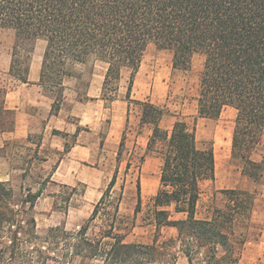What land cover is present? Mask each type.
I'll return each instance as SVG.
<instances>
[{
    "label": "trees",
    "instance_id": "trees-1",
    "mask_svg": "<svg viewBox=\"0 0 264 264\" xmlns=\"http://www.w3.org/2000/svg\"><path fill=\"white\" fill-rule=\"evenodd\" d=\"M0 29L14 35L8 76L18 84L28 83L32 53L40 40L45 47L38 85H63L72 66L94 58L106 65L102 99L110 88L109 99L113 101L122 72H129L125 99L128 106L134 103L140 107V125L151 127L145 154L160 162L159 187L152 199L153 220L157 228L173 227L177 231L174 239L161 244L176 245L188 264H234L236 250L229 234L235 217L250 213V195L221 191L227 196L223 209H213L209 217H197L201 185L215 179L212 145L198 142L194 126L183 120H176L169 131L163 130L159 123L164 109L148 100L132 101L130 93L150 44L172 53L174 70L187 71L191 58L201 55L196 115L217 119L226 108L235 111L231 156L242 160L244 171L256 180L261 175L256 173L264 167V161L257 163L250 158L264 138V0H0ZM0 93L4 104L7 89ZM61 102V95L53 99L51 116L57 115ZM3 104L0 132H10L14 121H3L2 117L12 111ZM123 141L122 136L117 157L121 156ZM64 150H68L66 145ZM117 175L115 168L89 218L75 237L67 234L64 244L70 245L73 255H85L102 264H151L156 242L147 246L126 243L124 235L114 233L121 195L113 204L110 193ZM136 191L139 206V182ZM41 194L40 190L28 191L22 203L32 210ZM12 199L11 187L0 182V237L11 233L6 249L14 254L20 239L18 232L10 231L17 222L10 207ZM112 204L113 211H106ZM171 206L182 218L171 219L167 210ZM100 214L103 227L90 238L89 226ZM28 220L30 232L25 234L34 238L35 220ZM64 232V228L55 227L48 237L60 238Z\"/></svg>",
    "mask_w": 264,
    "mask_h": 264
},
{
    "label": "rangeland",
    "instance_id": "rangeland-1",
    "mask_svg": "<svg viewBox=\"0 0 264 264\" xmlns=\"http://www.w3.org/2000/svg\"><path fill=\"white\" fill-rule=\"evenodd\" d=\"M14 35L10 30L0 29V90L11 89L15 85L8 76ZM45 43L37 41L32 57L41 60ZM203 57L194 55L191 58L190 68L187 71L172 68V53L168 50L158 49L150 44L141 59L139 69L135 75L130 99L132 101H145L162 107L164 114L160 127L169 131L176 120H183L189 126H194L195 136L200 143H210L213 147L215 160V179L201 185L202 194L197 205V217L210 216L213 209H223L227 196L221 191H242L252 199L251 211L248 215L235 217L233 227L229 234L231 243L235 247L234 264H264V167L256 173L260 176L254 180L244 171V163L231 156V136L234 127L235 111L231 108L224 109L217 119L198 118L196 115V98L199 88V74L202 69ZM106 65L94 58H89L81 64L71 67L70 75L63 78V85H39L41 92L49 99L44 102L52 103L57 96H62L60 110L55 115L54 122L61 133L57 134L65 140L64 145H74L75 139L66 131L77 126L78 132L87 131L91 134L81 139L77 144H94L92 157L76 165L68 171L80 174L82 182L70 186L60 184L46 186V180L52 172L61 153L52 155L49 163L40 162L43 155L38 156L32 147H20L13 144L11 151L22 152L14 161L15 166H21L25 172L20 186H9L13 192L10 207L16 214V225L10 231L18 232L17 250L12 254L8 238L11 233L0 237V264H102L101 261L72 254L70 245H66L68 235L75 237L79 227L85 223L108 185L115 168L118 169L116 184L110 193V201L118 204L117 217L114 222V233L124 235L126 243L137 245H152L156 242L155 259L151 264H188L181 250L176 245L165 246L162 242L174 239L177 231L173 227L157 228L153 220L152 199L159 187L160 162L153 155L145 154L148 136L151 133L149 125H140V107L134 103L129 106L125 99L126 86L129 72L124 70L119 84L116 86L115 103L109 99L110 88L105 91L102 99L101 91L94 93V86L102 85V73ZM38 85V82L36 83ZM91 85V95L88 98V86ZM2 93H0V107L2 106ZM88 99L91 102L87 104ZM45 103V104H46ZM4 106V105H3ZM126 107V108H125ZM34 108L31 107V110ZM126 109L127 120L122 126V132L113 141L104 144L108 135L110 120L114 116L124 115ZM13 112L4 115L2 120L14 121ZM94 122L89 127V123ZM65 135V136H64ZM124 137L121 156L117 157L120 140ZM32 143L40 142V135H30ZM9 148V147H8ZM144 157L141 161V157ZM28 157H31L27 160ZM15 158V157H14ZM36 158L37 161H32ZM154 158V159H151ZM250 158L259 163L264 161V138L257 146ZM119 159V160H118ZM144 161H150L153 171L150 175L141 172ZM129 169L126 171V165ZM66 172V170H65ZM140 187V204L137 206L136 183ZM123 186V190H120ZM41 191L43 197L52 198V208L46 206V200L38 204L33 210L22 203L27 192L35 193L32 189ZM45 198V197H44ZM108 207L106 211H113ZM112 208V209H111ZM171 219L182 218L173 212V207L167 208ZM105 213V212H101ZM89 226L87 236L92 238L99 234L103 227L102 215ZM35 220V230L32 237L25 232L29 230V220ZM20 229L18 230V226ZM64 228L66 235L60 238L48 237L52 228ZM102 229V228H101ZM36 235V236H35ZM4 236V238H3ZM68 243V242H67ZM12 254V258L11 255ZM222 250L219 249L218 254ZM205 264V263H202Z\"/></svg>",
    "mask_w": 264,
    "mask_h": 264
},
{
    "label": "crops",
    "instance_id": "crops-1",
    "mask_svg": "<svg viewBox=\"0 0 264 264\" xmlns=\"http://www.w3.org/2000/svg\"><path fill=\"white\" fill-rule=\"evenodd\" d=\"M41 60L31 58L30 67L28 71V83L15 85L9 89L6 93L4 100V108L13 112L14 116V128L10 132H0V182L9 184L12 186L15 192V186H20L23 180V173L25 170L21 166H15L14 161L16 157L21 159L20 155L22 152L11 151L13 144L20 147H32L33 152H36L38 156L43 155L40 162L49 163L51 161L52 155L56 153H61V157L56 161L57 164L54 165L52 172L49 174L46 180V186L60 184L62 186H70L73 184H79L82 182V177L80 174H76L73 170L76 165L86 161L88 158L92 157L94 150L90 144H77L81 139L91 134L89 132L80 131L76 133V127L82 124V121H78V125H73V130H67L66 133L75 139L74 145L68 147V150H64L65 140L54 134L53 130L57 129V125L53 119L55 116H51L50 113V103L44 102L48 97L44 96L41 92V88L36 83L39 79ZM106 70L102 73L104 78ZM102 85L94 86V93L101 91ZM91 85L88 86L87 96L88 98H94L91 95ZM94 102L88 99L87 104ZM46 103V104H45ZM115 103V100L112 102ZM31 107L34 109L31 110ZM126 108V107H125ZM127 113L125 109L124 115L113 116L110 120V125L108 127V135L104 138V144L113 141L122 132V126L126 123ZM162 119L160 120L161 123ZM159 123V125H160ZM94 124V122L89 123V127ZM37 133L40 135V142L32 143L30 141V135ZM9 147V148H8ZM15 157V158H14ZM31 157H28L30 159ZM154 159V158H151ZM34 162L37 161L33 158ZM152 163L150 161H144L141 167V172L150 175L153 171V167H150ZM66 170V172H65ZM35 192V189H32ZM37 192V191H36ZM45 197V198H44ZM43 193L38 198V204L41 201L48 199L46 206L52 208L53 201L51 196L45 195ZM99 200V199H98ZM38 204L34 205L35 209ZM32 209V210H33Z\"/></svg>",
    "mask_w": 264,
    "mask_h": 264
}]
</instances>
